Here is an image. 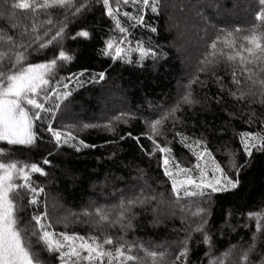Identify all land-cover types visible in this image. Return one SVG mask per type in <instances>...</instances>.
Segmentation results:
<instances>
[{
    "label": "snow or ice",
    "instance_id": "1",
    "mask_svg": "<svg viewBox=\"0 0 264 264\" xmlns=\"http://www.w3.org/2000/svg\"><path fill=\"white\" fill-rule=\"evenodd\" d=\"M101 4L102 14L111 21L103 47L99 49L101 56L132 64L135 54V63L143 66L149 57L155 61L168 55L162 47L153 45L150 36L147 42L136 38L134 30L147 28L151 33H157L158 27L147 22L146 14L151 12L152 18L158 21L170 6H176L170 5L169 0H4L0 18L7 21L8 27L0 28V141H6L9 147L0 146V157H11V146H38L44 133L50 134L54 141V151L62 146L77 153L82 149L96 148V144L87 143L78 135L85 129L95 128L118 136L119 141L130 137L142 157H148L149 161L158 156L159 168L167 178L164 183H170V190L157 192L148 184L144 169L136 166L134 182H127L119 189L113 187L114 202L91 201L79 212L70 210L66 216L53 220L48 211L45 185L36 183L32 178L34 173L46 176L45 168L37 162L16 159L3 162L0 159V264H49V259L58 264H104L105 259L107 264H193L190 241L197 233L208 248L205 253L207 264H253L250 255L256 250L257 241L264 238V210L241 213L246 218L244 228H250L249 222L255 220V231L247 247L230 244L223 252L212 255L215 242L211 232V205L214 194L238 191L242 170L251 163L255 153H264V31H257V26L253 25L251 34L243 37L247 46L241 43L237 48L234 32L238 33L239 27L234 31L220 29L207 44L195 71L188 75L185 82L178 81L172 102L150 103L151 112L139 116L144 131L138 135L132 131L123 135L118 133L117 124H129L137 119V114L131 111L119 112L103 123L55 128L53 118L64 109L72 95L74 89H70L71 84L83 87L85 83H99L105 79V71H99L92 72L85 80L88 74L86 68L78 72L69 71L66 76L59 75L74 60L65 42L91 35L81 27L70 36L69 20L94 11V6ZM259 4L261 8L255 13L256 19L264 22V0H259ZM180 8L183 10L184 5L181 4ZM17 9H26L31 14L30 27L21 26ZM41 16L44 19H40ZM169 27L179 30L181 25L176 21L175 24L169 23ZM33 53L42 54L44 58L32 63L29 58ZM222 63L230 65V81L218 74ZM201 73L205 74L203 80L200 79ZM57 75L59 79H55ZM209 79L218 91L211 96L205 93L201 99L196 95L194 86L203 88ZM212 101L218 108L222 123L209 124L206 120H197L193 127L201 130L187 132V110L194 109L196 105H209ZM240 120L245 125H257V130L237 132L233 123ZM44 124H47L46 128ZM229 131L232 135L223 141V154L227 159L218 160L210 149L209 137L227 136ZM169 132L174 133L171 138ZM141 137H145L150 144L143 143ZM237 139L243 163L238 161L237 149L232 147V142ZM174 141L183 145L194 157L187 165L174 155ZM105 143L116 141L106 140ZM216 151L220 152L221 147L217 146ZM49 156L51 153L43 158V165L52 163ZM125 167L131 168L132 164ZM126 179L125 176L112 177L106 172L105 181L101 183ZM160 183L158 179L157 184ZM41 194L45 196L43 201ZM25 195L27 205L23 203ZM166 198L172 209L169 214L172 217L178 215L180 219L181 226L174 225L171 229L177 234V240L156 244H146L138 237L127 240L126 233L137 226L141 211L153 214L150 224L163 222L159 206ZM42 203L44 208L41 211ZM25 207H33L28 221H22L17 214ZM231 215V210L223 213L221 227L228 225L235 231L229 224ZM56 223L64 224L65 228L69 223H84L89 225V231L86 234L67 230L57 233L54 230ZM117 227L119 236L109 232V229ZM181 232L183 236L179 235ZM34 237L36 243L33 242ZM172 245L179 250L175 251ZM256 264H264V249Z\"/></svg>",
    "mask_w": 264,
    "mask_h": 264
},
{
    "label": "trees",
    "instance_id": "2",
    "mask_svg": "<svg viewBox=\"0 0 264 264\" xmlns=\"http://www.w3.org/2000/svg\"><path fill=\"white\" fill-rule=\"evenodd\" d=\"M169 4L176 6H170L158 21L152 18L151 12L146 14L147 22L158 27L157 33H151L147 28L134 30L136 38H143L147 42L150 36L154 46L158 45L168 53L167 56L155 61L150 57L147 58L143 66L135 63V54H133L134 62L132 64L112 61L110 57L99 54V49L103 47V40L111 26L110 19L102 14V4L95 5L94 11L77 17L75 20H69L70 36L81 27L86 28L91 35L89 38H77L75 41L69 39L65 42L67 48L72 51L74 60L66 65V71H62L59 75L66 76L69 71L78 72L85 68L88 69V74L84 77L85 80L92 72L105 71L106 75L105 79L99 83H85L83 87H75L72 95L67 99L64 109L53 118V127L62 128L64 125L80 123H103L106 118L119 112L131 111L137 114V119L132 120L129 124H117L118 133L123 135L126 131H132L134 135H138L144 131V124L139 116L151 112L150 103L156 105L172 102L177 92L178 81L185 82L188 75L195 71L197 61L206 51L207 44L220 29L234 31L239 27L240 31L234 32L237 48L241 43L247 46V41H244L243 37L251 34L253 25L257 26V31H264V22L258 21L255 15L261 8L259 0H169ZM181 4L184 5L183 10L180 8ZM3 5L4 0H0V7ZM16 12L21 26L28 25L30 27L31 14L28 10L17 9ZM169 17H171V21H169ZM40 19H44V17L41 16ZM176 21L180 22L179 30L169 27V23L175 24ZM7 27V21L0 18V28L6 29ZM58 50L57 48L56 51ZM48 55L51 56L52 52L49 51ZM43 58L42 54L33 53L29 60L36 63ZM229 69L230 65L222 63L218 67V74L224 75L230 81ZM59 75L55 79H59ZM204 78L205 74L201 73L200 79ZM74 84H71L70 87H73ZM194 88L196 95L201 99L205 93L211 96L218 91L211 79L205 87L201 88L199 85H195ZM257 108L259 109V105ZM186 116L188 117L186 120L187 132L201 130L198 127L195 129L193 127L197 120H206L209 124L222 123V117L214 101L209 105H196L194 109L187 110ZM43 127L46 128L47 124H44ZM168 127H171L170 123ZM233 127L238 132L241 130L256 131L258 126L245 125L243 120H240L234 121ZM78 135L87 143L96 144L97 147L82 149L79 153L67 146H62L60 150L54 151V141L51 140L50 134L44 133L38 146L31 148L21 145L11 146L13 148L11 157H0L3 162L16 159L29 163L37 162L45 168L46 176L34 173L32 178L36 183L45 185L48 211L53 220L66 216L70 210L79 212L91 201L114 202L113 187L119 189L127 182H134L133 178L137 175L136 166L144 169L148 184L157 192L170 190V183H164L167 178L163 176V172L159 168V157L156 156L151 161L146 156L142 157L138 146L130 137L125 141H119L118 136L95 128L85 129ZM168 135L171 138L174 133L169 132ZM231 135V131L223 137L210 135V149L218 160L227 159L223 154V141ZM106 140H115L116 143L106 144ZM141 141L150 144L145 137H141ZM238 145V139L232 142V147L237 149L238 161L243 163L244 157L242 150L238 149ZM0 146L9 147L6 141H0ZM217 146L221 147L220 152L216 151ZM173 152L186 165L194 159L183 145L175 141L173 142ZM49 153H51L49 159L52 163L43 165V158ZM110 156L112 159H109ZM129 163L132 164V167L126 168L125 165ZM106 172L112 177L125 176L127 179L126 181L113 180L101 183L105 181ZM240 175L241 186L238 191L214 194V202L211 205L213 212L211 232L215 247L212 250V255L223 252L230 244L247 247L251 243L252 233L255 231V220L250 221V228L246 229L243 227L246 218L242 217L241 213L264 210V153H255L251 158V163L242 170ZM158 179L161 181L160 184H157ZM17 182H19V177H17ZM140 183L142 184L143 181ZM40 199L41 201L45 199L44 194H41ZM23 203L27 205L26 195ZM33 207L21 208L18 211L17 214L22 221L30 220ZM43 208L42 203L40 210L42 211ZM228 210L232 212L228 218L229 224L235 228V231L228 225L221 227L224 219L223 213ZM137 211L141 210L137 209ZM171 211L166 198L165 202L159 206V215L163 221L159 225L149 223L153 219V214L150 211L147 213L141 211V216L136 222L137 226L126 233V239L131 241L133 237H138L146 244H156L161 241L171 243L177 240V234L171 229L174 225L181 226L180 219L178 215L172 217L169 214ZM54 230L57 233L67 230L86 234L89 231V225L69 223L65 228L64 224L56 223ZM109 232L115 236L120 235L118 227L109 229ZM179 235L183 236L184 233L181 232ZM33 242L36 243L35 237ZM190 247L192 250L190 259L193 264H207L208 257L205 256V253L208 252V248L203 244L200 234H194L190 241ZM172 248L175 251L179 250L176 245H172ZM262 249H264V238L257 241L256 250L250 255L253 264L261 259ZM238 252L239 249H237ZM43 255L48 256L46 252ZM49 264H58V262L49 259ZM104 264H107L106 259Z\"/></svg>",
    "mask_w": 264,
    "mask_h": 264
},
{
    "label": "rangeland",
    "instance_id": "3",
    "mask_svg": "<svg viewBox=\"0 0 264 264\" xmlns=\"http://www.w3.org/2000/svg\"><path fill=\"white\" fill-rule=\"evenodd\" d=\"M207 25V24H206ZM75 87H77L76 84L73 85V87H70V89H74Z\"/></svg>",
    "mask_w": 264,
    "mask_h": 264
}]
</instances>
